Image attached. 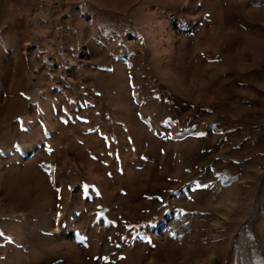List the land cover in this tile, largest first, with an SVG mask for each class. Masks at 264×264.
<instances>
[{
    "label": "rangeland",
    "instance_id": "rangeland-1",
    "mask_svg": "<svg viewBox=\"0 0 264 264\" xmlns=\"http://www.w3.org/2000/svg\"><path fill=\"white\" fill-rule=\"evenodd\" d=\"M0 233V264H264V0H0Z\"/></svg>",
    "mask_w": 264,
    "mask_h": 264
},
{
    "label": "snow or ice",
    "instance_id": "snow-or-ice-1",
    "mask_svg": "<svg viewBox=\"0 0 264 264\" xmlns=\"http://www.w3.org/2000/svg\"><path fill=\"white\" fill-rule=\"evenodd\" d=\"M197 135H198V136H204L205 133L200 132V133H197ZM169 138H171V137H169ZM230 179H231V178H226L224 186H227V184H228V182L230 181ZM188 188H189V191L191 192V191H193V190L209 189V188H210V185L207 184V183L197 182V183H195L194 188H193V185H192L191 183L188 185ZM188 198L191 199L190 196H188ZM0 235H3V234L0 233Z\"/></svg>",
    "mask_w": 264,
    "mask_h": 264
}]
</instances>
